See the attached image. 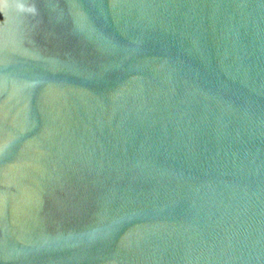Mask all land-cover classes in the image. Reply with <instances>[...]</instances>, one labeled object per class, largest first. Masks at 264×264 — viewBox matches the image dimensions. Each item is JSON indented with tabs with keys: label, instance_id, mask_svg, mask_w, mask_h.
<instances>
[{
	"label": "water",
	"instance_id": "95a60500",
	"mask_svg": "<svg viewBox=\"0 0 264 264\" xmlns=\"http://www.w3.org/2000/svg\"><path fill=\"white\" fill-rule=\"evenodd\" d=\"M0 264H264V0H0Z\"/></svg>",
	"mask_w": 264,
	"mask_h": 264
}]
</instances>
